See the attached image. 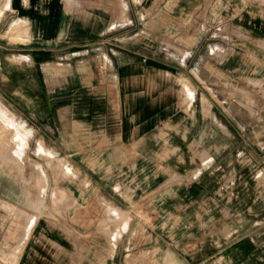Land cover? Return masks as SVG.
I'll return each mask as SVG.
<instances>
[{"label":"crops","instance_id":"1","mask_svg":"<svg viewBox=\"0 0 264 264\" xmlns=\"http://www.w3.org/2000/svg\"><path fill=\"white\" fill-rule=\"evenodd\" d=\"M172 1L166 9V0H0V126L10 119L27 143L52 142L55 155L79 159L71 166L79 174H95L93 187L103 195L109 196L105 189L116 191L99 171L122 169L125 158L133 190L174 191L160 204H175L179 216L196 223L190 242L182 244L191 246L175 252L182 262L163 248L155 263L264 264V129H254L261 123L256 111L263 108L254 105L251 119L246 114L251 104L238 102L248 83L260 84L264 76V0H210L206 6L207 0ZM188 10L196 20L201 13L211 16L216 25L206 28L223 33L216 43L201 41V23L187 44L178 43L185 54L169 51L162 31L176 28ZM13 19L26 24L11 27ZM200 42L218 48L220 59L210 48L199 53ZM248 125L252 128L243 131ZM4 126L0 157L6 150L7 158L18 160L8 133L19 136L14 126ZM24 146L23 157L35 154L36 146L30 151V144ZM55 167L58 174L72 173L65 163ZM0 174L10 181L7 171L0 168ZM8 187L25 200L28 188ZM79 196L78 211L55 209L46 218L62 222L69 212L81 226H71L78 235L96 245L113 238L96 218L89 227L92 218ZM8 200L0 198L3 209ZM28 217L32 222L24 216L20 239ZM200 218L223 225L201 233ZM7 219L9 234L13 214ZM8 257L11 252L0 251V264H8ZM36 259L26 264H37Z\"/></svg>","mask_w":264,"mask_h":264},{"label":"rangeland","instance_id":"2","mask_svg":"<svg viewBox=\"0 0 264 264\" xmlns=\"http://www.w3.org/2000/svg\"><path fill=\"white\" fill-rule=\"evenodd\" d=\"M209 2L210 0H207L205 6ZM140 4L142 5L143 2L141 1ZM172 5V0H166V9H170ZM210 17L201 13L199 20H196V16L192 12L185 11L176 20L178 22L176 28L162 31V45L167 47L169 51L176 50L180 54H185V46L184 48L179 47L178 43L187 44L192 38L193 29H196L201 23L202 26L198 28L201 41L207 42L213 38L212 40L216 43L217 40L215 39L220 37L223 32L212 28L216 23H213ZM121 18L123 19V17ZM19 24L26 23L16 19L11 21V27ZM209 25L212 27L207 29L206 27ZM12 30L16 31L13 28ZM224 32L226 34V31ZM204 43L198 44L199 53L203 49L207 52L210 48L209 51L215 55L216 61L220 59V50L214 49L213 45L212 48L211 46L206 47ZM206 64L209 65L210 63ZM98 65L102 66L97 68L98 70L104 68L102 60L96 63V66ZM212 66L210 64L209 69ZM260 82V84L254 85L248 83L250 88L247 87V90L244 89L239 94L244 100L238 98V102H243L248 107L251 104L252 111H246L248 118L255 117L254 105H260L263 108L260 112L256 111L261 118L260 121H257L258 124L259 122L264 123V93L261 92V88L264 87V76L260 77ZM188 100V97L184 99V108L188 107ZM233 106L238 107L236 104ZM5 123L14 126L15 132L19 136L18 139H13L14 131L8 133L11 147L15 153L17 152L18 160H15L13 156L7 158L6 150L4 151L5 159L0 157V168L7 171L11 176L9 183L0 174V198L9 199L10 204L8 210L0 206V251L12 253L11 260L8 257L10 260L8 264H26L36 257L38 258L36 259L37 264H158L155 263V258L163 248H169L178 255L190 248L191 244L186 246H182V244L190 242L189 235L192 229H195L196 223L179 216V213L177 214L178 207L175 204L172 206L160 204L166 197L173 198L174 191L170 189L158 191V189H146V187L133 190V180L129 178L132 174V168L126 167V158L123 161L125 165L122 169L118 167L113 172L111 169L104 170L103 173L99 171L101 176L114 185V191L117 192L115 194L116 192L111 193L110 190L105 189L104 192L109 196L103 195L102 191H96L93 187L97 179L95 174H79L71 166V162L77 164L79 159L73 158V161L70 162L66 157L55 155L50 147L55 144L52 142L27 143L24 140V134L10 119L2 122L0 130L3 127L5 129ZM261 123L255 125L254 129H264V126L261 127ZM247 128L250 129L252 126H246L243 131L246 132ZM262 133L264 134V130ZM29 144L31 148L27 151L36 146L35 154L31 157H23L22 148ZM14 151H11V154ZM27 151L25 154H32V152ZM84 160L88 162V166L92 170L97 169L90 164L88 159L84 158ZM57 162L68 165L72 173L69 175L56 173L54 170ZM8 184L16 186L18 191L28 188L23 202L17 200L15 195L10 193ZM137 185L139 186V184ZM64 187L74 191H58ZM80 192L84 196L83 207L88 208L87 214L92 218L89 227L96 218L103 229L111 230L113 233V238H102L100 245L91 242L88 236L78 235L77 231L71 228L73 226L76 229H81V226L73 220L69 212L61 218L62 222L52 223L46 218L47 215L54 216L55 209H57L58 214L64 213L69 208L78 211L79 206H74V204H78L81 199ZM73 194H77V196H72ZM109 210L115 212L116 214L112 212L115 216L110 215ZM7 212L9 216L13 214L12 231L9 234L6 233L9 224ZM27 215L32 216L33 219L26 235L20 239L19 234L23 219ZM28 218L30 219V217ZM198 224L197 227L201 233H209L212 229H220L223 225L217 220L205 221L203 218H200ZM247 225L251 226V221L248 220ZM69 227L71 231L68 230ZM178 255V260L182 262ZM220 259L222 260L219 257L216 261L221 262Z\"/></svg>","mask_w":264,"mask_h":264},{"label":"bare ground","instance_id":"3","mask_svg":"<svg viewBox=\"0 0 264 264\" xmlns=\"http://www.w3.org/2000/svg\"><path fill=\"white\" fill-rule=\"evenodd\" d=\"M59 201H60V199H59ZM30 223H31V219L27 218V223H26L25 231H26V229H28L27 227H29ZM24 227H25V226H24ZM108 231H109V230H108ZM23 235H25V233H24Z\"/></svg>","mask_w":264,"mask_h":264},{"label":"built area","instance_id":"4","mask_svg":"<svg viewBox=\"0 0 264 264\" xmlns=\"http://www.w3.org/2000/svg\"><path fill=\"white\" fill-rule=\"evenodd\" d=\"M101 67H102L101 65H98V66H97L98 69L101 68Z\"/></svg>","mask_w":264,"mask_h":264}]
</instances>
